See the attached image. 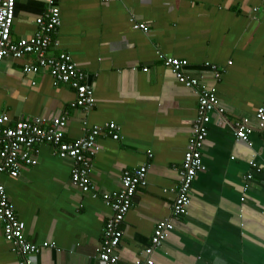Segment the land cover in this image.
Returning <instances> with one entry per match:
<instances>
[{"label":"crops","instance_id":"0c3cea01","mask_svg":"<svg viewBox=\"0 0 264 264\" xmlns=\"http://www.w3.org/2000/svg\"><path fill=\"white\" fill-rule=\"evenodd\" d=\"M47 1L16 0L13 41L35 34ZM53 1L60 25L47 54L71 56L93 88V105L72 107L74 88L54 83L45 69L25 72L35 65L34 55L9 56L0 66V115L7 114L11 125L64 115L68 142L86 128L113 122L120 138H97L90 174L96 195L71 186L70 161L48 145L35 148L36 165L22 168L18 178L1 176L27 240L53 243L40 249L35 264H99L111 215L101 194L117 190L124 172L141 166L146 185L136 190L121 225L118 264L146 257L156 222L171 218L201 88L216 95L223 112L208 125L204 169L192 183L187 211L173 220L153 264H264V128L255 116L264 104V0ZM133 22L148 25V33ZM161 57L187 61L184 73L198 87L177 81ZM242 119L251 128L250 145L234 134ZM18 259L0 223V264Z\"/></svg>","mask_w":264,"mask_h":264},{"label":"built area","instance_id":"2783aa9c","mask_svg":"<svg viewBox=\"0 0 264 264\" xmlns=\"http://www.w3.org/2000/svg\"><path fill=\"white\" fill-rule=\"evenodd\" d=\"M46 13L37 18V31L29 39L13 41L11 28L15 18L16 0H0V66L5 58L11 56L20 59L25 55H34L35 65H26L24 71L37 73L41 69L47 70L56 84H69L75 90L72 107L89 110L94 102L93 88L86 82V74L79 69L69 54L62 53L57 57L48 56L51 35L60 25V11L53 0H48ZM134 28L148 33L149 27L145 23L133 22ZM162 58V64L168 68L174 77L187 88L198 87V81L185 75L187 61L175 58ZM206 66L209 67L208 64ZM216 71L215 66H210ZM145 72L147 69H143ZM217 76V75H216ZM223 109L219 107L216 95L206 89L198 92L196 116L191 123L188 144L184 152L182 166L179 170V185L175 199L171 206V218L156 222L150 244L144 249L146 257L136 264H153V253L158 249L166 236L174 228L173 220L181 217L187 211L191 197V186L198 172L204 169L202 163V147L208 134V125L214 114L221 115ZM259 128H264V104L255 111ZM66 117L64 115L25 118L10 124L7 114L0 115V223L2 235L6 242L12 244L19 259L17 264H35L34 258L41 248L51 247L53 243L44 242L41 246L32 245L25 236L22 223L17 218L10 205L1 176L6 174L10 178L19 177L22 168L33 167L37 163L36 147L48 145L62 160L70 161V183L81 193L96 195V190L90 178L92 158L99 152L97 138L101 134L113 140L120 138L119 127L109 122L104 127L84 129L81 137L73 141H65L64 133ZM235 137L250 145L249 134L251 128L247 119L234 124ZM256 167L255 163H252ZM146 167L141 166L132 172H124L119 188L112 192L101 194L104 205L110 209L111 215L103 228L102 242L98 248L99 264H118L123 230L121 225L128 213L132 198L139 187L146 185ZM251 175L246 176L250 180ZM245 189L247 186L244 187Z\"/></svg>","mask_w":264,"mask_h":264}]
</instances>
